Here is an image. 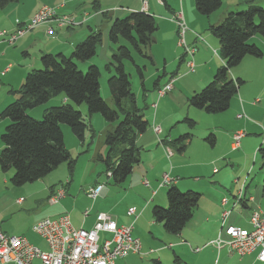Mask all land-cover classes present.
Wrapping results in <instances>:
<instances>
[{"label": "crops", "instance_id": "0c3cea01", "mask_svg": "<svg viewBox=\"0 0 264 264\" xmlns=\"http://www.w3.org/2000/svg\"><path fill=\"white\" fill-rule=\"evenodd\" d=\"M143 1L144 0H94L92 5L93 9H91L92 13L89 12L90 9L86 10L84 7L83 9L82 7L77 9V3L81 2V0H18L0 9V31L9 32L8 34L15 32L19 25L27 23L42 5L55 7L59 16H67L73 21L72 25L64 27H59L55 19L45 21L29 29L12 43L6 42L7 40H4L5 37L0 36V111L5 105L12 102L17 97V94L14 95L13 90H17L16 88L21 87L25 75L30 70L41 66L40 56L42 54L49 53L56 55L63 53L67 56L74 49L75 45L81 42L90 31H101L100 26L105 23L104 19L107 21L106 27H108V25L110 26L113 16H109V9L115 7L114 2H121L124 4L123 9H117L115 11V15L118 13H128V11H144L154 17L157 16L163 19V21H165L164 17L171 15L168 17V20L174 23L171 27V31L160 23L159 25L157 23L158 28L156 31L162 30V38L163 34L165 35L167 32L170 33L171 37L174 39L175 46H183L180 45L179 38L176 41L175 37V34L178 35L176 19L181 16L187 27L184 33V43L188 42L187 46L194 48L192 56L186 55L185 50L180 57L178 56L180 58L178 68L182 67L188 69L186 61L192 60L194 69L191 72H194L193 76H195V78L186 76L170 77V79L173 80V87L170 91V95L167 97L161 96L159 99L157 98L156 100L158 101L152 112L150 106L153 103L147 106L144 116L149 125L145 132L137 135L135 140L139 148V154H151L155 152V159L150 161L147 160L146 156L142 155L141 162L133 167L132 172L124 183H126L128 187L135 185V188L138 187V184H141L148 189L139 191L137 192L138 194H136L135 188L130 189L128 192L120 193L114 189H105L104 183L102 192L94 200H91L87 196V190L94 186L90 185L89 188H86L87 190L84 188L81 190H78L79 188L72 189V184L75 180V176L73 175L74 166L70 169L68 165L66 167H61L60 164L56 168H60L63 172L61 173L62 177L68 175L67 173L69 172V179L64 182L66 186L57 184L56 179L54 180L52 177H48L49 175L44 176V179H39L38 181L42 186L41 193H45L47 199L46 203L49 205H47V209H45L47 216L42 218L47 217L55 219L59 215L67 213L73 227L89 229L94 223L96 214L98 212H105L109 213L118 225L132 224V236L139 239L140 251L138 253H130L124 258H119L114 264H152L153 259L160 260L165 264H197V256L193 255L197 253H203L208 257L205 264H264V262L256 259V252L239 256L235 252L229 253L227 247H222L217 250L210 242L217 237L220 228L216 237H210L202 243L201 246L196 245L194 248L181 236L182 232L179 235L169 234L164 231L161 224L155 222L151 217V210L149 211L150 201L161 205L166 203L164 194H158V190L163 188L158 187V183L164 173L174 178L175 181L171 184L181 189V187L189 186V181H186V177L204 175V167L210 168L212 161H220L219 157H214L205 160V162H187L189 159L186 157L187 147L182 152L178 151L173 139H175L178 133L183 131L177 129L179 119L182 118V115L186 116L190 113L187 107L189 95L197 92L204 84L206 85L208 81L212 79L215 70L223 64V61L219 56L218 40L212 36V34L202 32L199 27L197 15L192 7V0H162L161 2L157 0H145L147 1L146 7H144ZM221 2L222 4L219 9L208 15V19L213 25L220 23L229 12H233V10L247 5L244 3L245 0H221ZM261 2L264 3V0L255 1V3ZM101 6L105 8H101ZM49 28H53L54 30L51 35L46 32ZM156 31L154 34L157 33ZM200 33H203V36H200ZM255 38H258L257 41L253 40ZM253 39V42L259 46L263 52V55L259 58H264V40L261 38L259 39V37H254ZM189 56L191 58H189ZM175 59L176 58H174V60ZM94 62V59H90L85 63H78V67L83 70ZM240 64L248 66L247 70L243 72V69L234 70L233 68L230 71V77L233 79H235V77H240L236 75H240L238 73L242 71V73L246 75L244 76L243 74L244 83L232 97L228 109L225 110V112L223 111L224 113L220 115L221 117H219V120L221 124H218L217 130H215L219 137L221 135V138L228 142V152L230 153L237 152L243 146V142L249 140L245 138V131L254 135L257 132H261L260 130L264 131V62L260 65V60L256 59V57L245 56ZM254 74L255 81L252 87H248L247 84L252 80ZM258 78L261 79L259 84ZM170 79L162 82L158 81L156 86L157 90ZM154 93H156L155 89ZM149 94L150 93L147 91L143 94L145 102L146 99L149 100ZM165 99H168L170 102H177L180 107L171 112H167L164 108L159 111L161 102ZM64 101L66 100H63V102ZM136 102L138 104L137 96ZM240 114L242 117L239 118L238 115ZM6 120L5 118H0V134L2 133L1 124L5 123ZM154 127H159V131L156 132ZM207 131L210 130H206L204 134H206ZM239 131L244 132V136L240 139L238 146L235 147L233 144V135ZM63 133L65 135V132ZM214 139L215 142L218 141V137L215 135ZM256 147L254 146V148ZM68 149L76 150L77 145L75 148L70 147ZM142 157L145 160H143ZM177 158L179 162L173 163V160L176 161ZM215 171L216 169L213 168L211 173ZM1 172L0 170V178L2 176ZM10 172L11 170L2 172L3 174L7 173L3 176L1 181L5 186H9V179L12 174H10ZM244 182L245 180L243 181L244 198L239 202L241 207L250 210L249 217L253 211L264 212L263 199L258 198L257 193L256 196H248L246 194L247 187L244 186ZM95 183L96 185L103 184L99 183L98 180H96ZM79 184L85 186L83 183ZM61 188L65 191L64 195L58 202L53 204L49 203L48 197ZM149 188L151 191H149ZM131 190L135 193H132ZM139 193H141V195ZM145 198L148 200H145ZM223 198L227 199V197ZM236 198L235 196V201L232 202L231 205L236 202ZM19 199L22 198H18L17 201ZM242 203H245L244 206ZM218 204V206L216 203L214 205L215 208L219 209L221 219L222 212L226 210L230 201L227 199L225 205H222V203L218 201ZM129 207L135 208L136 217L126 214ZM86 210L88 213L84 215L83 213ZM229 210L231 212V209ZM249 217L246 221L248 228ZM2 227L3 226H0V231L8 234L2 230ZM220 234L222 237L224 233L221 232ZM196 248H199V250L194 251ZM171 253L173 254L172 256ZM183 261L185 263H183Z\"/></svg>", "mask_w": 264, "mask_h": 264}, {"label": "trees", "instance_id": "16d2710c", "mask_svg": "<svg viewBox=\"0 0 264 264\" xmlns=\"http://www.w3.org/2000/svg\"><path fill=\"white\" fill-rule=\"evenodd\" d=\"M18 0H0V9ZM256 0H245L247 8L229 12L219 24H210L208 30L219 43V56L223 64L219 66L212 79L198 92L187 99V103L207 113H220L228 109L232 97L244 83L240 77H230V71L240 65L245 56L259 58L263 52L252 39L264 40V6H256ZM254 3V4H253ZM196 12L208 16L219 9L221 0H193ZM156 18L144 11H131L123 18H115L108 30V38L119 44L112 54L111 65L114 74L107 79V87L114 101L111 108L100 95L99 68L90 64L85 71L78 63H85L96 54V47L102 41V33L90 31L77 43L69 56L59 53H44L40 56L42 68L30 70L18 90H13L17 97L0 111V118L8 119L0 135V170L12 171L11 185L22 186L43 178L58 165L67 162L70 169L74 160L64 144L62 124H66L72 134L80 141L84 138L87 127L82 114L73 104H84L89 115L99 113L105 120L114 122L112 130L105 136L108 155L105 159L106 175L115 184L124 183L140 162L137 135L145 132L149 123L142 108L136 102L131 89L130 74L126 63L136 68L140 80L143 69L134 63L131 49L143 54V49L152 43L153 33L157 30ZM173 87V85H172ZM61 94L67 103L51 106L43 112L41 119L33 118L27 111L47 102L53 96ZM194 125V120L183 119ZM192 134L185 133L173 139L178 151L182 152L191 141ZM205 140L211 146L215 139L208 134ZM114 152L115 160L110 156ZM262 164L264 148L258 147ZM264 193V178L262 180ZM167 205H153L151 217L161 224L165 232L179 235L191 219L201 194L186 190L180 191L174 184L165 191ZM243 206L245 203H242ZM152 264H164L153 259Z\"/></svg>", "mask_w": 264, "mask_h": 264}, {"label": "rangeland", "instance_id": "374dc122", "mask_svg": "<svg viewBox=\"0 0 264 264\" xmlns=\"http://www.w3.org/2000/svg\"><path fill=\"white\" fill-rule=\"evenodd\" d=\"M94 0H81V2L77 3V9L80 7H84V9L89 10L92 13L91 9H93L92 5ZM147 1H143L145 4ZM115 7L109 9V16H113L111 22L115 18H123L128 13L120 14L118 13L115 15V11L121 10L124 7V4L121 2H114ZM256 6H264V3H255ZM248 5H245L242 8L233 10L242 11L247 8ZM192 7L197 15V23L201 28L202 32H211L208 30L210 25V20L208 16L200 15L196 12L193 0H192ZM101 8H105L102 7ZM105 14V13H104ZM169 15L168 17H170ZM156 17V21L159 25L162 24L165 28L171 31L173 22L169 21L168 17H164L163 19ZM105 23L100 26V32H102V41L96 47V54L92 58L94 59V65L99 68L100 77H99V90L102 99L111 107L114 108V101L109 93L107 87V79L114 74V68L111 65L112 61V54L116 52L117 47L119 44H125V42L121 41L119 44L112 43L109 41L108 38V30L109 25L106 27V20L104 19ZM221 23V22H220ZM111 24V23H110ZM212 24V23H211ZM219 24V23H218ZM169 25V26H168ZM157 32V31H156ZM197 32V31H196ZM9 33V32H8ZM199 33V32H198ZM203 33H200V36ZM152 36V43L146 46L143 49V54H138L134 49H131L132 58L134 63L140 67H144L143 69V80L139 79V76L136 73V68L131 63H126V71L130 74V82H131V89L135 96L138 98L139 107L142 108L143 114H145V110H147V106H150L151 112L154 111L158 94L157 90V83L158 81H166L170 79V77L176 76H186V77H194V72H190L187 68H178L179 65V57L184 53V46H175L174 39L171 37L170 33L163 34L162 38V30H159L156 34L153 33ZM176 41L179 38V35L175 34ZM258 38L253 40L257 41ZM260 39V38H259ZM6 41V38L4 39ZM200 40V39H199ZM252 40V41H253ZM8 42V41H6ZM188 45V42L185 43ZM177 45V42H176ZM72 52V51H71ZM69 53V55L71 54ZM183 52V53H182ZM67 55V56H69ZM179 56V57H178ZM174 58H176L174 60ZM189 58H191L189 56ZM91 59V60H92ZM260 60V65L263 64L264 58H256ZM41 64V62H40ZM42 64L40 67L34 68L39 69L42 68ZM248 66H244V64H240L239 66L235 67V69H243V72L246 71ZM83 69V71H85ZM82 70V69H81ZM197 71V67H196ZM195 71V72H196ZM236 76H240V78L244 79L245 73L239 72ZM236 78V77H235ZM264 79V77H263ZM255 81V74L250 82H248V87H252ZM209 82V81H208ZM261 82V79L258 78V84ZM205 86V84L203 85ZM202 86V87H203ZM198 89L200 91L202 89ZM18 90V88H16ZM154 89L156 93H154ZM150 93L149 100L143 97L145 92ZM197 91V92H198ZM193 94V93H192ZM191 94V95H192ZM16 95V94H14ZM170 92L162 95L168 96ZM17 96V95H16ZM190 96V95H189ZM15 98V97H14ZM161 98V96H160ZM64 97L61 94L53 96L47 102L42 103L36 107L29 108L27 111L29 114L35 119H41L43 112L51 106L61 105L67 103V101L63 102ZM173 100V99H172ZM155 102V104H154ZM147 104V105H146ZM73 106L80 111L83 116L84 121L87 124L84 138L80 141L76 138L70 128L66 124H62L61 128L63 133V137L65 139V147L68 149L70 147L75 148L77 145V149H68L71 154V158L75 161L74 162V170L73 175L75 176V180L72 184V189H86L89 186L96 187L95 181L98 180L99 183H105V189H114L115 191L125 193L128 192L130 189H134L135 185L129 186L126 183H122L120 185L115 184L110 177L106 175V167H105V159L108 155V147L105 144V136L106 134L112 130L113 123L105 120L99 113H93L91 115L88 114L87 109L84 104ZM180 106L177 102H170L168 99H165L161 102V107L159 111L163 108L167 112L174 111L178 109ZM187 107L189 108V115H182V118L179 119L177 123V129L183 130L182 132L178 133L176 137L180 134L191 133L192 138L191 141L187 144V151L186 157L189 159L187 162L192 163L193 161L197 162H205L210 158L219 157L220 161L218 162H211V167L207 168L204 167L205 174L195 177L192 175L190 177H186V181H189V186L178 188L180 191L184 192L186 190H193L201 194V197L198 201L197 206L193 211V215L191 219L186 223L184 228L182 229V237L190 243L194 248L197 246H201L206 240L210 237H216L217 232L221 225L220 213L219 209L215 208V203L218 204L221 202L223 197H227L230 201V204L226 207V210L231 209V212L228 218L225 221V227L227 226H241L244 228H248L246 221L249 217V209H244L241 207L240 203L236 206L231 205L232 202L235 201V196H237L238 190L241 189L243 186L246 188V194L248 196H256L258 194V198L263 199V207H264V194L262 192V180L264 178V164H262L261 155L257 152L258 147L264 148V131L260 130L261 132H257L254 134L246 132L245 138L249 139L243 142V146L237 152H228V142L219 137L218 133L215 132L217 130V125L221 124L220 122V115L224 112L210 114L205 112L202 109L194 108L187 103ZM186 109V108H185ZM189 118L194 120V125L189 127V124L185 122L184 118ZM8 124V119L5 123L1 124V130L3 132L5 126ZM112 126V127H111ZM155 130V129H154ZM207 131L206 134L204 132ZM157 132V131H156ZM209 133H213L216 137H218V141L215 142L214 146H211L209 142L205 140V137L208 136ZM1 135V134H0ZM175 137V138H176ZM76 145H75V142ZM231 142V140H230ZM256 144V145H255ZM254 146H258L254 148ZM255 153V156H254ZM224 154V155H223ZM115 153L112 152L110 156L115 160ZM144 155L147 157V160L155 159V152L151 154H140V162L141 156ZM178 156V155H177ZM143 160H145L142 157ZM139 162V163H140ZM179 162L178 158L176 161L173 160V163ZM137 165V164H136ZM67 162L61 163V167H66ZM215 168L216 171L211 173L212 169ZM211 170V171H210ZM218 170V172H217ZM68 171V169H67ZM12 171L10 172V174ZM63 173L60 168H56L54 171H51L46 176L52 177L54 180L56 179L57 184H61L63 186L64 182H66L69 178V172L65 177H62ZM7 174V173H6ZM1 172L0 178V226H3L2 230L10 235L13 236H24L29 241L30 244L33 246L41 249L47 250L48 245L45 243L43 238L33 231V224L39 218L47 216V209L48 203H46L47 199L45 193H41V184H39V179L30 183H26L22 186H12L9 182V186H5L1 181L3 176ZM73 178V176H72ZM141 178V177H139ZM7 179V176H6ZM44 179V178H41ZM161 179H159L160 181ZM79 183H83L85 186H82ZM159 184V183H158ZM171 185V184H169ZM163 187L159 189L158 194L165 196V191L168 188ZM132 187V188H131ZM159 187V186H158ZM93 188V187H92ZM90 189V188H89ZM145 186L138 184V187L135 188L136 194L139 191L147 190ZM87 190V189H86ZM132 191V190H131ZM149 191L150 188H149ZM82 192V191H81ZM132 191V193H135ZM255 193V194H254ZM141 195V193H139ZM22 198V202L18 203L17 199ZM166 198V197H165ZM145 200H148L145 198ZM149 211L153 205H159L165 207L167 202L164 205L155 204L153 201L149 202ZM49 206V205H48ZM228 208V209H227ZM222 210V209H221ZM84 214V213H83ZM95 221V220H94ZM117 224V223H116ZM118 225V224H117ZM131 225L132 224H128ZM92 227V226H91ZM84 229V228H83ZM90 229V228H89ZM101 238L103 237H111L109 233L101 232L99 233ZM228 236L224 233L222 234V239L226 240ZM35 244V245H34ZM199 250V248H197ZM140 251V250H139ZM230 252H235L233 250H229ZM197 253V252H196ZM236 253V252H235ZM173 254L171 253V256ZM197 256V264H205L208 260V257L205 254L197 253L193 254ZM146 261V260H145ZM183 263H185L183 261ZM165 264V263H164Z\"/></svg>", "mask_w": 264, "mask_h": 264}, {"label": "built area", "instance_id": "2783aa9c", "mask_svg": "<svg viewBox=\"0 0 264 264\" xmlns=\"http://www.w3.org/2000/svg\"><path fill=\"white\" fill-rule=\"evenodd\" d=\"M161 2L162 0H157ZM146 7V2L143 4ZM39 19H55L59 27L72 25L71 18L58 15L56 8L42 5L32 18L19 25L15 32L8 34L0 31V36L5 37L10 43L23 35V28H32V22ZM178 25L179 43L185 48V54L192 56L193 47L184 43V33L187 30L184 20L179 16L176 19ZM47 34H53V28L46 30ZM189 71H193L192 60L186 61ZM173 80L170 79L165 85L158 89V97L168 93L172 89ZM242 117V115H238ZM159 131V127H154ZM244 132H236L233 135V144L238 146ZM108 176V172H107ZM175 181L169 174L164 173L159 181V187H165ZM104 189V184L87 190V196L94 200ZM63 188L58 189L48 197V202L53 204L64 195ZM244 187L238 190L236 206L244 198ZM22 199H19L20 202ZM222 205L227 203L226 198L221 199ZM87 210L84 215H87ZM230 210H224L221 215L220 231L217 237L210 242L217 250L227 247L235 251L239 256L256 252V259L264 258V212L253 211L249 217V228L240 226L225 227V219ZM128 216L136 217L135 208L129 207L126 211ZM33 231L40 235L48 245L47 250H41L28 242L23 236L8 235L0 231V264H114L119 258H124L130 253H138L140 250L139 239L132 236L131 225H117L109 213L98 212L90 229L75 228L71 224L67 213L59 215L55 219L41 218L33 226ZM109 233L111 237L99 236V233ZM221 232L228 238L222 239ZM198 251V249H194Z\"/></svg>", "mask_w": 264, "mask_h": 264}, {"label": "bare ground", "instance_id": "6f19581e", "mask_svg": "<svg viewBox=\"0 0 264 264\" xmlns=\"http://www.w3.org/2000/svg\"><path fill=\"white\" fill-rule=\"evenodd\" d=\"M45 21H48V19H39L38 21L32 22V28L35 27V26H37V25H39V24H41V23H43V22H45ZM32 28H23V34L26 31H28L29 29H32ZM259 261L264 262V258L259 259Z\"/></svg>", "mask_w": 264, "mask_h": 264}]
</instances>
